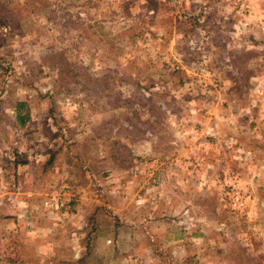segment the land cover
I'll return each instance as SVG.
<instances>
[{
  "label": "rangeland",
  "instance_id": "1",
  "mask_svg": "<svg viewBox=\"0 0 264 264\" xmlns=\"http://www.w3.org/2000/svg\"><path fill=\"white\" fill-rule=\"evenodd\" d=\"M0 264H264V0H0Z\"/></svg>",
  "mask_w": 264,
  "mask_h": 264
},
{
  "label": "trees",
  "instance_id": "2",
  "mask_svg": "<svg viewBox=\"0 0 264 264\" xmlns=\"http://www.w3.org/2000/svg\"><path fill=\"white\" fill-rule=\"evenodd\" d=\"M23 106V104L21 102H17L15 104V119H16V122L21 125L23 123V116L20 115L19 113V110L20 108Z\"/></svg>",
  "mask_w": 264,
  "mask_h": 264
}]
</instances>
